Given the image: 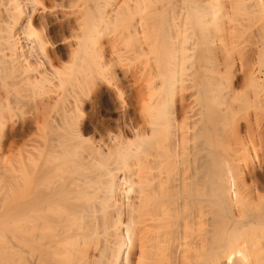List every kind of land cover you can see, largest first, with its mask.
<instances>
[{"label": "bare ground", "instance_id": "6f19581e", "mask_svg": "<svg viewBox=\"0 0 264 264\" xmlns=\"http://www.w3.org/2000/svg\"><path fill=\"white\" fill-rule=\"evenodd\" d=\"M86 1L0 0V108L26 101L38 113L3 141L19 148L0 171V264H264V155L230 154L218 127L228 117L238 129L236 86L264 100V0H130L108 13L107 0L89 11ZM116 17L137 54L154 44L150 24L163 26L166 73L149 70L163 100L154 116H76L85 69L120 62L98 63L101 25ZM185 56L197 60L192 75ZM183 78L202 102L179 116Z\"/></svg>", "mask_w": 264, "mask_h": 264}, {"label": "rangeland", "instance_id": "374dc122", "mask_svg": "<svg viewBox=\"0 0 264 264\" xmlns=\"http://www.w3.org/2000/svg\"><path fill=\"white\" fill-rule=\"evenodd\" d=\"M101 1H103V0H99L100 3H101ZM107 1H108V3L106 5V7H104V10H105L104 13L107 10L110 12V10L112 8L117 9L119 7L118 8L119 11H120V8H124L125 7V9H126L127 8L126 5L128 6V4L130 3V0L128 2H127V0H107ZM123 1H125V2H123ZM90 4H93V1L92 0H87L86 1V9L88 11L91 9ZM120 4H123V6L121 5L122 7H120ZM115 9H112V10H115ZM125 9H122V12L123 11L126 12L127 10H125ZM117 10H115V11H117ZM108 11L106 13H108ZM112 13L115 16L116 13H114V12H112ZM119 14H120V12H119ZM112 15H110V18L111 19H112V17H114ZM117 16H120V15H117ZM107 22L109 23V20ZM110 22L112 23L111 25H109L108 23L106 24L108 26H104L105 24H103V23L101 25L102 31H100V34L99 35H101V33H103V34L101 35L100 38H98V43L101 42V43H99V46L102 45V49L104 50V53L105 54L104 53L102 54L103 59H100L101 58V56H100V58H99L100 60H98V63H99V61H102V62H100V64H101V63H103V61H105L106 63L109 62L108 64H110L111 61L113 63H114V61L115 62L117 61L116 63L118 64V62L120 61L119 64L122 67L118 64V65H115L117 67L116 68L114 66V64H116V63H114L112 66L115 67V68L114 69L111 68V70H109V71H112V69H113V71H115V69H116V71L114 72L115 73V76L116 77H121V79L119 78V81L117 79L116 80L117 82H115V79L116 78L114 76L113 77L114 81H113V79H111L110 81L111 82L113 81V83H119L120 82V85L122 84V86H121L122 89H123V86H124V89L122 90V91H124V93L121 94L122 96L117 95L116 92H115V90H113L114 88H112L113 86L115 87L116 84H114V85L112 83L110 84L109 83L110 81H108L109 80L108 75L110 77V75L113 74V72L107 71V69L110 68L111 65L108 66L107 68L104 67L105 65L102 66V67L106 68V71L108 72V74L106 73L107 76L105 78L104 77L101 78V75L103 76V72L105 71V69H104V71L100 69L102 67H97L98 68L97 69L96 66L94 64H92V65L95 66V68L92 67L93 69H91L90 67H88L89 68V71L86 70L87 68L85 69V71H87V72H84V74L86 76H85L84 82L82 83L83 86H81V87H83V90H81L82 91V93H81L82 95L79 93V91L77 93V94H80L81 95V97H79L80 100L78 99L79 100L78 102L81 101L80 104L76 101L77 104H79L80 106L79 105H76L75 103H73L74 105H76V107L78 106V110L72 104V111H73L72 114L74 113L73 115H75V111L74 110H76V111H79V113H76V116H100L101 118H104V119H112V120H115L116 116H120L122 114V111L124 112V115H126V116H148V115L149 116H154V113L153 112H154V110L157 111V108H158V106L154 104V101H155V103L156 102L157 103L158 102L160 103L163 100V98L159 96V93L160 92H159V89H158V87H161V85H158V83L156 82L157 81L156 79L159 80V78H161V76L160 75H159L160 77L158 75L156 77L155 76H152L149 70H151V68H152V69H157V71L162 70L163 73L164 72L166 73L165 70L167 68H163V64L164 63L162 64L160 62H163L164 61L165 63H167L169 61V54L168 53H165V51H166L164 49L165 47H164V45L162 46V44L160 43V41L162 42V40H160L161 39L160 38V34L157 33L158 29H157V31H156V29L154 30V27L156 28V26H154V25H157V24L156 23L155 24L154 23L153 24H150L151 26H150V31H149L150 32L149 34L153 36L154 44L153 43L152 44L154 45V47L156 48V50H155L154 47L152 48L153 45L151 44L150 45L151 48L147 49L144 52V53H146L144 55L143 53L142 54H140V53L137 54L136 52H133L134 50L131 48L132 46H130L129 43L127 45V41H125V39H124V37L126 38V35H125L126 33H125V31H122V27L124 29L125 26H122L119 23L118 17H116L115 20H110ZM162 24L164 25V23H162ZM160 25L158 24L157 26H160ZM120 26H121V28H120ZM162 27L160 26L159 29L161 28L160 30H162L163 29ZM212 32H214V31H212ZM213 34L216 35L215 32ZM217 35H218V33H217ZM122 37L124 39V42H123V40H121ZM150 37L151 36H148V38H150ZM242 38L244 39V40L242 39L244 42H247L246 40H248V39L245 40V37H242ZM150 39H152V38H150ZM185 41H187V40H185ZM185 41L183 40L184 44L186 43ZM111 42L116 43V45L115 44H113L114 46L113 45H109ZM119 42H121V43L119 44ZM186 44H189V40H188V42ZM244 44H249V43H244ZM112 46L114 47V50L119 54V56L122 54L120 56V59H118V60L115 59V58H117L119 56L116 57V55H118V54L116 52L114 53V51L111 48ZM247 46L244 47V45H243L242 48H246ZM239 47H241V44H240V46H238V48ZM242 48H240V49H242ZM111 50L113 51L114 54L112 53ZM243 50H245V49H243ZM147 51H148V54H147ZM189 51L187 50V52H189ZM238 52L235 53V50H234V52H233L234 55L233 56L234 57L238 56L237 55ZM141 57H143V58H141ZM155 58L158 59L157 60L158 61V65L160 64V66H158L156 63H154V62H156ZM197 58H199V57H197ZM106 59L108 60V62H107ZM164 59H166L167 62ZM184 59H186L185 60V65L186 66H184L185 69H186V72L189 71L187 73L188 74L190 73V75L194 74L192 72L195 71V69H193V67L196 68V61H197L196 58H194L192 56L191 57H188V56L186 57L185 56V58H183V60ZM183 60H182V62L184 63ZM145 61H147V62H145ZM151 63H154L155 64V67L158 66L159 68L158 67L157 68H153V65L154 64H152V66L149 65ZM193 64H195V65H193ZM165 65L167 66V64H165ZM145 67H147L148 69H146ZM142 68L143 69H146L145 71L148 70L149 73H148V71L147 72H143L142 71L143 70ZM94 69H95V71H94ZM99 69H100V71H99ZM185 69L184 70L182 69V71H185ZM101 71H102V73L100 74ZM140 71H141V73L143 72L145 74H142L141 75L140 74ZM162 71H160V74L162 76L163 75L165 76V73L163 74ZM235 71H234V73L235 74H238L237 67H236ZM149 74L151 75V77H150ZM190 75L189 76L186 75V76L189 78ZM123 76H125V79L123 78L124 80H122V77ZM183 77H185V76H183ZM187 77H185V78H187ZM104 79H106L108 82L106 80L104 81ZM192 79H194V76H192ZM234 79L235 78H233V80ZM183 80H184L183 83H185L186 80L184 78H183ZM224 80H226V78H224ZM122 81H124V82H122ZM190 81L191 80H189V82H188V80H187V82L184 84L185 85V88H187L186 87L187 84H190L189 85L190 87L188 86V88L185 89V90H187V92L184 93L186 95V97H187L186 102L182 106L178 107V109H177V110L180 109L179 110L180 112L178 111L180 113L179 116H184L185 110H187V108L190 107V106H192V107H194L195 109L198 110L200 108L199 105H201L200 102H202V101H198L200 99V97L198 96L199 97V99H198V97L195 94V89L197 90V87H195L196 84H194L195 85L194 86L195 89H193V87L191 88V86H193V84H191V82L194 81V80H192L191 82ZM72 87L73 86H71V84H69L67 86V88H66V90L68 89L67 93H71L72 89L74 88V87L73 88ZM245 87H246V89H245ZM74 90H75V88H74ZM188 90L191 93V97H192V95L195 94L196 97L194 96L193 97L194 98L193 100H195V98H196V100L200 104H198V102H197V104H198L197 105V104L194 103V101L192 102V100H190L191 98H189L190 93L188 92ZM245 90H246V93H245ZM248 90L249 89H247V84H243V85H240V86H236L235 89H234V94H233V95L236 94V96L234 98L232 96V100L230 102L232 104L231 105H228V106H231L234 109V112H235L234 116L236 117L235 118L236 119V122H234V123H238L237 124V128H238L237 131L235 129L236 127L234 125H232L233 121L231 122L227 116H226L227 117L226 119H224L225 117H223V119L225 121H223V120L220 119V121H223L225 123V124L223 123L224 125L222 124V122H220L221 124L218 123L219 130H222V131H220L221 132L220 134L223 133L221 136L224 137V141L227 138H229V140H226L225 141L226 144H225V142L223 143V145H224L223 148L227 145V147H228V148L226 147L227 149H229L231 151L233 149L234 152L238 151V153H235V154H240L241 153L240 150L242 151V149H246V148H247L246 150H248L251 153L253 150H250V149L253 148V146H254L255 148H253V149H257V150L259 149L258 150V153H261L262 152L263 155H264V100H262L260 102H256V101L253 102V101H251L253 99L247 98V95H246L248 93ZM2 91H3V89H2ZM191 91L192 92L194 91V94H192ZM182 92H184V91L182 90ZM235 92H237V93H235ZM160 94H162V93H160ZM116 96L117 97H120V98L118 99ZM157 97H160L161 99L160 98L158 99ZM69 101L70 102H73V100H71V99ZM220 101H219V103H220L219 105H220V107H222L221 104H223L222 103L223 101H221V102ZM24 102H25V104H24ZM24 102L23 103L21 102V104L18 103L19 105H17V104L15 105L14 104L15 102H10L9 103L11 105L10 107H7L3 103L2 106L3 105H4V107L6 106L5 110H4L3 107L0 108V109H3L4 110V111L3 110L0 111L2 114H4V115H2L0 113V122H1L0 123V138L2 137V135L5 136V137L3 136L4 139L1 138L2 141L0 140V145H1L0 146V171H2V168L4 166L3 162H6V163L8 162L9 164L11 162V164H12L13 167H15V165H16V162H15L16 160L15 159H16V156H17L18 148H19L17 142L14 143V144H12L13 146H10V147H8V145L3 142L7 138L6 136L8 134H6V133H8V131H10L9 128H11L13 126L14 127H18V124H19L18 123L19 122L18 121L19 120L18 117L19 116H35V115L37 116V114H38L37 113V109H36L37 107H35V105H33V103L26 102V101H24ZM142 102L145 103V104H142ZM225 102H226V100H225ZM225 102H224V105L226 104ZM11 103L13 105H15V106L13 107ZM193 103L198 108H196ZM9 104H7V105L9 106ZM188 104H189V106H188ZM227 104H229V103H227ZM178 106H179V104H178ZM183 106H184V108H183ZM185 106H186V108H185ZM56 107H58V106H56ZM56 107H55L54 111L52 109V115L53 116L54 115L56 116V114H58L57 113L58 111H57V108ZM73 107H74V110H73ZM194 108H193V111H194ZM35 109H36V111H35ZM197 110H195V111H197ZM195 114H196V112H195ZM57 116H59V115H57ZM233 117L232 118L230 117L231 120L233 119ZM235 119H233V120H235ZM237 120H238V122H237ZM221 125H223V126H221ZM233 126H234V128H233ZM232 129L234 131H231ZM4 131H5V133H4ZM229 131H231V132H229ZM227 134L229 136H227ZM1 142L3 144H1ZM241 144H242V146H241ZM2 145H3V147H2ZM240 146H241V148H240ZM224 151H225V149H224ZM225 152H227V150ZM234 152L232 151V152H229V153L230 154L231 153L233 154ZM261 157H262V155H261ZM4 159H6V160L4 161ZM8 163H7V165H8ZM263 163L264 162L261 161V166L263 165ZM257 164H259V162ZM248 183H250L249 180H248ZM2 191H3V189H1V193H0V205H1V202H2V197L4 196V194H3L4 192H2ZM0 245H1V243H0Z\"/></svg>", "mask_w": 264, "mask_h": 264}]
</instances>
